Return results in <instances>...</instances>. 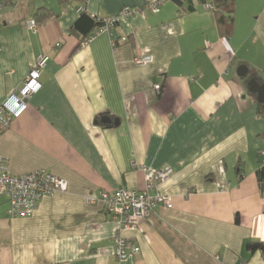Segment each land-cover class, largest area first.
Wrapping results in <instances>:
<instances>
[{
  "label": "crops",
  "instance_id": "obj_1",
  "mask_svg": "<svg viewBox=\"0 0 264 264\" xmlns=\"http://www.w3.org/2000/svg\"><path fill=\"white\" fill-rule=\"evenodd\" d=\"M214 1L162 0L81 45L70 29L82 6L105 17L146 0H0V103L50 53L40 87L0 133V154L14 175L67 182L30 215L10 216L0 199V264H264L249 248L264 246V114L236 73L245 65L264 78V0H233L232 12L205 7ZM138 54L152 61L135 64ZM163 165L172 173L158 191L172 206L122 230L139 251L118 259L119 223L85 197L141 190L140 167Z\"/></svg>",
  "mask_w": 264,
  "mask_h": 264
},
{
  "label": "built area",
  "instance_id": "obj_2",
  "mask_svg": "<svg viewBox=\"0 0 264 264\" xmlns=\"http://www.w3.org/2000/svg\"><path fill=\"white\" fill-rule=\"evenodd\" d=\"M161 2L162 0H146L143 7L124 6L118 15L100 17L91 14L102 24L93 35L84 39L81 45L87 44L96 34L110 32L118 21L119 15L128 16L132 13L142 12L144 9L157 12ZM205 7L214 9L211 3H206ZM80 10H85V8L82 6ZM27 25L34 28L36 22L34 19H29ZM126 39L125 36H121L117 40H112V44L124 42ZM60 45L61 41L58 40L54 42L52 48L57 49ZM49 58V52L39 54L26 74L22 85L16 91L8 94L0 103V133L26 109L29 97L40 87L38 79ZM151 61L152 56L149 54H138L133 58V62L138 65H146ZM154 88L159 91L160 85L155 84ZM259 156L264 164V149L259 151ZM8 166V158L0 154V199L5 201L6 211L10 216L30 215L42 197L51 196L56 192H64L67 189L66 180L45 170H34L14 175L10 173ZM140 169L143 170L145 177L143 189L128 190L118 187L112 191L103 190L97 197L91 195L85 197L88 203L100 201L110 218L119 223L118 232L112 237L114 254L118 259L139 251V247L131 239L121 234L122 230L138 228L139 221L145 218L157 205L165 208L172 206L170 198L158 191V185L170 176L172 168L169 165H163L159 169L142 166Z\"/></svg>",
  "mask_w": 264,
  "mask_h": 264
},
{
  "label": "trees",
  "instance_id": "obj_3",
  "mask_svg": "<svg viewBox=\"0 0 264 264\" xmlns=\"http://www.w3.org/2000/svg\"><path fill=\"white\" fill-rule=\"evenodd\" d=\"M78 1H80L82 4H84L86 0H78ZM174 1H176L178 3H183V2H187L188 0H174ZM232 1L233 0H215L214 3L211 4L214 8L212 11L218 12L219 7L222 6V7L226 8L229 12H232V10H233L231 8ZM41 11H42V9L40 8L34 14V18H32V19H34L35 22H36L35 17ZM116 23L114 24V26L116 25ZM101 24H102V22L97 21L95 16H92L86 10H79V15H78L77 19L74 21L73 25L71 26L70 31L73 34L78 35L80 37V43H81L88 36L93 35L94 32L97 30V28ZM259 81H262V79ZM252 95L256 98L255 94H252ZM257 104H258V108H259L260 113L264 114V104H261V103H257ZM263 175H264V164L262 163L261 168L258 170V177H259L260 181H263Z\"/></svg>",
  "mask_w": 264,
  "mask_h": 264
},
{
  "label": "water",
  "instance_id": "obj_4",
  "mask_svg": "<svg viewBox=\"0 0 264 264\" xmlns=\"http://www.w3.org/2000/svg\"><path fill=\"white\" fill-rule=\"evenodd\" d=\"M236 73L239 77H247V90L250 93L255 94L258 103L264 104V78L262 79V81H259L255 77L248 75V69L245 65H240L237 68ZM101 122H110V119L108 117H102ZM114 123L116 124L117 121H114ZM249 248H258L259 250L264 252V246L260 244H250Z\"/></svg>",
  "mask_w": 264,
  "mask_h": 264
},
{
  "label": "flooded vegetation",
  "instance_id": "obj_5",
  "mask_svg": "<svg viewBox=\"0 0 264 264\" xmlns=\"http://www.w3.org/2000/svg\"><path fill=\"white\" fill-rule=\"evenodd\" d=\"M252 77H255L254 74H252ZM256 78V77H255Z\"/></svg>",
  "mask_w": 264,
  "mask_h": 264
}]
</instances>
